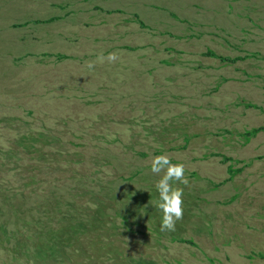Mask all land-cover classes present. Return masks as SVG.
I'll use <instances>...</instances> for the list:
<instances>
[{"label": "rangeland", "instance_id": "374dc122", "mask_svg": "<svg viewBox=\"0 0 264 264\" xmlns=\"http://www.w3.org/2000/svg\"><path fill=\"white\" fill-rule=\"evenodd\" d=\"M28 1L37 9L0 0V223L22 227L43 197L80 212L103 204L119 228L82 238L100 256L70 263L264 264V132L240 135L264 125V0H89L85 13ZM71 8L56 42L34 22ZM209 48L249 57L228 63ZM163 154L189 180L173 182L184 214L164 232L151 205ZM12 246L0 245V264H26Z\"/></svg>", "mask_w": 264, "mask_h": 264}, {"label": "trees", "instance_id": "16d2710c", "mask_svg": "<svg viewBox=\"0 0 264 264\" xmlns=\"http://www.w3.org/2000/svg\"><path fill=\"white\" fill-rule=\"evenodd\" d=\"M136 17H138V15H136ZM139 22L145 25L141 20H139ZM204 54L206 56L219 58L228 63H236L239 60H245L249 57V55L235 57L220 55L210 48L207 49ZM59 57L63 58L66 57V55H60ZM244 105L247 108L263 109L261 106L252 102H244ZM260 132H264V125L246 129L240 135L244 143L247 144ZM230 160L233 159L223 155L224 162ZM240 170L241 168H235L233 164H230L228 166V171L230 173L229 179H232ZM93 203H96V201ZM78 204L79 202L74 200L70 203L71 208L65 210L60 207L56 199L43 197V199L36 201L33 205L28 207L31 210L33 209L34 212L30 213V219L26 218L23 221L22 227L8 231L7 225L0 223V231L6 233L0 234V245L7 240L13 242V246L10 248L13 254L12 258H23L26 264H52L54 261L55 264L57 262H59V264H72L70 263V256L75 255L77 257L87 256L89 259H91L90 257L97 258L100 256L99 252L93 245H86L84 247V240L88 237H95L99 230L108 228L117 229L119 227L116 226L115 219H106V216H109V214L104 209L103 204H98L97 208H93L88 204L83 208L85 212L79 211L78 207H76ZM15 211L17 210L15 209ZM62 212L63 214L61 215ZM41 213L45 215L47 220L43 221L44 217L41 216ZM116 214L122 217L124 223H129V214H123L117 209ZM107 220L110 222V226L107 225ZM82 238L84 239L83 242ZM176 240L196 245V242L190 238L180 237L176 238ZM75 250L79 252L76 254ZM260 256L264 257L263 254H260ZM80 263L81 262L77 259L74 264Z\"/></svg>", "mask_w": 264, "mask_h": 264}, {"label": "clouds", "instance_id": "9594fccd", "mask_svg": "<svg viewBox=\"0 0 264 264\" xmlns=\"http://www.w3.org/2000/svg\"><path fill=\"white\" fill-rule=\"evenodd\" d=\"M107 59L109 63H113L118 59L116 53H110L106 58L101 56L99 61L102 63ZM95 66L94 62H88L87 67L92 70ZM151 172L159 175L163 173L161 178L156 182L155 187L158 192V199L151 205L162 212V221L160 230L175 231L177 221L183 219V189L174 187L173 182H179L185 186L189 184L188 178L185 176V166L183 163L173 164L166 155L154 156L151 160Z\"/></svg>", "mask_w": 264, "mask_h": 264}, {"label": "crops", "instance_id": "0c3cea01", "mask_svg": "<svg viewBox=\"0 0 264 264\" xmlns=\"http://www.w3.org/2000/svg\"><path fill=\"white\" fill-rule=\"evenodd\" d=\"M14 1V4L16 3V2H19V7H22V5L21 4H23V7L25 8V10L27 11V8H30V10H29V12H31V10L34 8L33 6H31L29 3H27V4H25L26 2H29L28 0H23V3H22V1H18V0H13ZM38 1V0H37ZM41 3H40V5L39 6H41V7H43V6H48L47 4H45V2H47L48 0H46L45 2H44V0H39ZM74 2H73V6L74 7H77L78 9H79V12H83V13H85L84 12V10L85 11H88L89 9H90V3L88 4V9L86 10V9H84V4L86 3V2H88L89 0H73ZM30 2H31V0H30ZM55 2H58L57 0L55 1V0H50V3L49 4H53L52 6H54V4H55ZM90 2V1H89ZM75 3H77V5H75ZM84 3V4H83ZM49 6H51V5H49ZM70 6V3H67L66 5H64V7H69ZM91 6L92 7H95V8H101V9H103L104 7L103 6H101V4L100 3H98V2H94L93 4H91ZM18 9V11H21L22 12V15L24 16L25 15V10L23 11V10H21V9H19V8H17ZM35 10L37 9V8H34ZM73 9H75V8H71V9H68V11H65V12H58V13H56V14H53V15H51V16H48V17H46V18H44V19H42V18H36L35 20H34V22L36 23V24H39V23H41V22H44V23H46V24H50L51 25V27H50V36H51V39H54V42H56V40H57V38L59 37V33L61 32H63V26H61V27H59L60 25H59V23L62 21V22H65V23H67L68 21L67 20H69V16H74V15H71V14H73V12L75 11V10H73ZM137 14H135V16H136ZM34 16H36V15H34ZM75 17H77V16H75ZM137 19H139V20H141V21H143L142 19H140L139 18V15H138V17H137ZM27 20H29V18H27ZM31 20H33V19H31ZM26 23V22H25ZM143 23L145 24V22L143 21ZM141 24V23H140ZM59 25V26H58ZM142 25V24H141ZM144 26H146V24L144 25ZM60 31V32H59ZM52 43H53V41H52ZM56 51H58V50H56Z\"/></svg>", "mask_w": 264, "mask_h": 264}]
</instances>
